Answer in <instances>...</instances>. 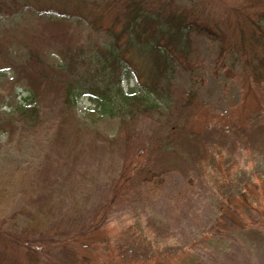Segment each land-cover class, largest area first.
I'll return each instance as SVG.
<instances>
[{
  "label": "rangeland",
  "instance_id": "rangeland-1",
  "mask_svg": "<svg viewBox=\"0 0 264 264\" xmlns=\"http://www.w3.org/2000/svg\"><path fill=\"white\" fill-rule=\"evenodd\" d=\"M5 1L21 6L0 13V58L14 63L0 69V118L26 97L29 49L53 65L62 48L103 40L91 24L59 14L71 0ZM172 1H202L219 26L229 20L231 4L244 2ZM60 17L68 22L54 21ZM12 30L22 43L10 38ZM191 50L192 83L184 74L177 86L195 92L188 109L149 113L122 130L118 119L92 113L90 96L78 99L72 118L62 111L60 88L41 86L44 129L25 134L20 127L12 139L0 131V190L10 188L11 198L0 196V264H264V84L249 87L230 56L217 64V45L206 37L194 38ZM122 86L139 84L132 75ZM163 145L171 153L159 152ZM143 164L154 179L137 198L130 181ZM29 167L39 170L25 186L6 182ZM122 167L129 170L124 178ZM33 211L44 223L27 232Z\"/></svg>",
  "mask_w": 264,
  "mask_h": 264
},
{
  "label": "trees",
  "instance_id": "trees-1",
  "mask_svg": "<svg viewBox=\"0 0 264 264\" xmlns=\"http://www.w3.org/2000/svg\"><path fill=\"white\" fill-rule=\"evenodd\" d=\"M263 3L264 0H244L243 4H231L228 8L229 20L226 25L219 26L203 8L202 1L191 5L175 4L172 0L68 1L59 14L77 17L79 22L91 24L93 33H103L102 42L85 45L78 40L74 45L59 50V58L53 65H48L42 59V53L25 45V49L30 51L25 60V73L30 71L25 84L28 86L27 94L23 100L10 104L9 112L0 118V131L12 139L20 127L25 134L44 129L39 106L41 86L43 91L60 88L64 101L62 111L72 118L75 117L78 99L83 95L90 96L94 102V109H90L92 113L96 112L102 118L118 119L122 122V130L130 121L149 113L171 111L176 106L188 109L195 100V92L192 89L182 91L177 86L184 74L192 83L196 65L191 43L197 37H206L216 43L217 64L226 61L229 56L234 59V64L240 63V78L246 79L249 87H252L251 84H264V6L260 5ZM17 6L21 4L0 0V13L11 14ZM50 7L59 11L54 4H50ZM105 18L111 21L106 23L103 21ZM54 21L68 22L64 17L55 18ZM11 34L13 41L22 43L15 30ZM0 63L1 70L14 67V63L7 62L5 58H0ZM37 67L39 70L36 71ZM15 69L18 74L22 70ZM46 71H51V74ZM33 72L38 75L35 76ZM132 75L139 87L125 90L122 84ZM48 80L57 81L56 87ZM61 128L62 122L58 130L60 140L63 139ZM53 139L52 144H55L56 132ZM163 147L159 152L173 150L167 145ZM122 169L121 178H124L129 170L125 167ZM38 170L29 167L14 171L13 177L6 182L18 180V184L25 186V182L32 181ZM152 171L144 164L134 168V179L130 181L131 188H136L133 197L139 198L140 187L145 182L153 181ZM9 192L10 188L5 192L0 190V196L5 199L8 195L10 198ZM128 196L127 192L125 200H128ZM110 205L100 206L99 219ZM44 219L41 213L33 211L25 231L32 229L31 225L43 224ZM12 239L25 255V247L16 237ZM2 248L7 255L5 259L12 260L11 251L5 245Z\"/></svg>",
  "mask_w": 264,
  "mask_h": 264
}]
</instances>
